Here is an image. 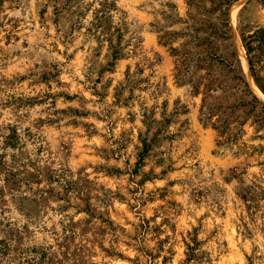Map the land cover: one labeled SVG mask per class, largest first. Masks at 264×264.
I'll use <instances>...</instances> for the list:
<instances>
[{"label":"rangeland","instance_id":"obj_1","mask_svg":"<svg viewBox=\"0 0 264 264\" xmlns=\"http://www.w3.org/2000/svg\"><path fill=\"white\" fill-rule=\"evenodd\" d=\"M261 27L264 0H0V264H264Z\"/></svg>","mask_w":264,"mask_h":264},{"label":"trees","instance_id":"obj_2","mask_svg":"<svg viewBox=\"0 0 264 264\" xmlns=\"http://www.w3.org/2000/svg\"><path fill=\"white\" fill-rule=\"evenodd\" d=\"M242 40H243V43H244V45H245V47L247 49L249 62L251 64V68L253 70V74H254L255 77H257V73H256V71H254V64H255L256 59L258 60V59H260L262 57V54L256 53L254 42L257 40V41H259L260 43L263 44V42H264V27L259 28L252 35H248L247 36V35L243 34L242 35ZM262 44H259L258 47L262 46ZM247 90L251 94H253L252 91L250 90V88L248 87V84H247ZM255 102H260V100L256 97V95L253 94V101L251 103H255ZM263 106H264V103H263Z\"/></svg>","mask_w":264,"mask_h":264},{"label":"bare ground","instance_id":"obj_3","mask_svg":"<svg viewBox=\"0 0 264 264\" xmlns=\"http://www.w3.org/2000/svg\"><path fill=\"white\" fill-rule=\"evenodd\" d=\"M238 46H239V51H240V54L243 58L244 63H247V58L245 55V48H244L243 44L241 42H238Z\"/></svg>","mask_w":264,"mask_h":264}]
</instances>
